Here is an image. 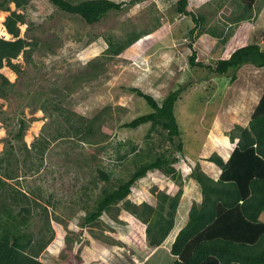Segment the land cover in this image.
<instances>
[{"label": "rangeland", "instance_id": "obj_1", "mask_svg": "<svg viewBox=\"0 0 264 264\" xmlns=\"http://www.w3.org/2000/svg\"><path fill=\"white\" fill-rule=\"evenodd\" d=\"M114 1L125 3V8L111 11L95 24L60 10L50 0H31L24 9H17L11 3L10 11L0 10V25L4 28L11 11L24 13L25 22L19 23V37L37 43L32 50V62L27 61L24 52L12 60L20 65V72L6 63L5 68H0L14 83V89L6 98L0 96V155L10 142L19 146L24 140L31 147L42 136L58 134L55 116L39 107L33 109L37 91L44 90L51 98L62 99L65 109L87 119L103 110L101 122L96 125L97 143L69 140L71 138L65 136L52 139L38 171L28 167L34 157H29L25 164L26 153L15 150L12 155V168L18 170L19 179L9 183L29 192L48 208L55 236L39 254V260L45 264H172L176 258L171 253L173 240L167 241L171 234L162 245H150L147 224L122 205L118 213L120 221H117L120 223L111 222L112 218L105 213L100 223L82 226L86 212L95 206L103 186H116L120 178L129 176L139 160H150L171 147L162 131L153 130L147 138L151 123L137 128L123 126L153 111L143 97L128 88L139 87L161 101L170 90L180 85L187 87L175 110L185 146V154H179L194 162L185 156L184 162L179 164L183 180V183L179 181L183 187L179 219L187 216L191 202L201 195L200 184L190 177L192 168L199 162L203 170L217 175L218 165L208 158L217 152L227 160L228 155L224 153L237 144V139L232 141L229 133L237 124L249 125L264 92L263 67L246 64L238 71V82H232V71L218 75L189 63L195 49L198 61L215 65L231 37L244 29L248 30L247 41L258 42L264 48L262 0L256 2V6L262 5L261 11L250 24H233L230 29L241 0H190L189 9L205 15L206 25L224 29L223 36L233 35L225 44L212 35L203 34L192 46L188 32L195 23L191 16L176 11L178 0H143L134 4H130V0ZM150 28H153L151 33L120 55L110 60L103 56L107 36L121 38ZM0 37L16 39L11 33L1 31ZM95 70L102 72L79 82L78 77L88 76ZM48 108L57 115L52 105ZM21 117L27 119L29 125L22 139H18L15 135ZM125 154L127 157L120 159ZM99 169L111 175L109 181L100 177ZM180 188L177 181L162 171L153 170L139 179L128 198L141 204L151 198L156 200L159 191L174 195ZM37 211L41 213L42 206L39 205ZM261 218L264 219V214ZM43 225L42 215H38L28 230L41 234Z\"/></svg>", "mask_w": 264, "mask_h": 264}, {"label": "trees", "instance_id": "obj_2", "mask_svg": "<svg viewBox=\"0 0 264 264\" xmlns=\"http://www.w3.org/2000/svg\"><path fill=\"white\" fill-rule=\"evenodd\" d=\"M30 1L0 0V10L10 11L11 3H14L17 9H24ZM50 1L60 10L80 16L88 24L98 23L111 11H120L125 8V3L114 0ZM141 1L143 0H130L129 3L134 4ZM257 1L241 0L237 5L238 13L228 28L230 29L233 24H250L261 11L262 5L256 6ZM189 2L190 0H178L176 11L179 14L191 16L195 23V26L188 32L191 40L190 46L203 34L212 35L226 44L233 35L223 36L224 29L206 25L207 17L189 9ZM24 22L25 14L17 10L11 11L6 17L4 24L8 32L16 39L0 37V68L6 63L16 72H20V65L13 63L12 60L22 52L26 54L27 61L32 62V50L37 43L19 37V23ZM152 31L153 28L131 32L121 38L113 35L107 36L105 41L108 45L103 56L106 60H110L120 55ZM246 32L248 30L244 29L231 37L223 55L215 65L198 61L195 49L189 57L190 65L207 68L218 75L232 71V82L238 79V71L246 64L264 68V48L258 42L247 41ZM27 47L30 48L27 49ZM100 73L97 70L91 71L88 76L78 77V80L84 82L91 77H97ZM186 88L185 85H180L170 90L161 101L139 87L128 88L143 97L153 111L141 114L124 123L123 126L137 128L142 124L151 123L152 129L149 130L147 138L153 130L162 131V134L165 133L167 140L170 141L171 147L150 160H139L129 176L120 178L116 186L112 188L103 186L95 206L86 212L82 226L100 223L105 213L112 218L111 222L120 223L117 222L120 221L118 213L124 208L147 224L146 233L150 245L160 246L169 237L176 224L183 193L179 164L184 162L186 155L179 154L184 153L185 146L181 139L182 129L175 110ZM12 89H14V83L0 72V96L6 98ZM33 104L35 105L33 109L39 107L51 116H55V122L58 123V134L50 135V137L42 136L33 142L31 147H28L24 140L19 146H14L10 142L9 147L0 155V264H45L39 260V254L55 236L50 226L48 208L41 205L36 198L31 197L29 192L9 183L10 180L19 179L18 170L12 168L14 161L12 155L15 150L26 153L25 164L29 161V157H34L35 159L28 167L31 171H38L43 165L52 139L65 136L70 137L69 140L77 139L80 142L97 143L95 142L96 125L98 121L101 122L103 110L87 119L85 116L76 115L65 109L62 99H53L44 90L37 91ZM50 105L57 115L50 113L48 108ZM19 122V131L15 137L22 139L29 123L23 117L19 119ZM229 136L232 141L237 139V144L230 157L224 160L219 153L214 152L208 158L222 169L218 179L205 172L199 162L189 173L190 177L200 184L202 200L193 203L186 225L180 229L172 242L171 253L176 257L172 264H264V220L261 219L264 213V92L252 113L249 125L237 124ZM126 157L127 154L121 156L120 159ZM153 170L162 171L177 181L181 188L174 195L159 191L156 194V200L151 198L141 204L130 200L128 196L139 179ZM99 174L105 181L111 178V175L103 169H99ZM39 205L43 208L41 213L37 211ZM115 209L116 212H113ZM38 215H42L44 220V228H42L44 232L41 231V234L36 235L28 229L34 217ZM110 227L115 229L113 225Z\"/></svg>", "mask_w": 264, "mask_h": 264}, {"label": "crops", "instance_id": "obj_3", "mask_svg": "<svg viewBox=\"0 0 264 264\" xmlns=\"http://www.w3.org/2000/svg\"><path fill=\"white\" fill-rule=\"evenodd\" d=\"M237 82H238V80H237ZM239 84V83H238ZM236 87V86H235ZM228 149V148H227ZM232 151H233V149H231V148H229V152L228 153H224L225 155H228L227 156V159L230 157V155H231V153H232ZM220 154V153H219ZM200 155V154H199ZM221 156L223 157V158H225V156H223V154H221ZM200 156H198V158H199ZM187 159H189V160H192V159H190V158H188L187 157ZM200 160V159H199ZM193 161V160H192ZM201 161V160H200ZM194 162V161H193ZM218 168H219V172L217 171L215 174H217L216 176H214V175H212V174H210V173H208L207 171H205V172H207L210 176H212V177H214L215 179H218L219 177H220V174H221V172H222V169L220 168V166H217ZM203 168V167H202ZM195 180V179H194ZM196 181V180H195ZM197 182V181H196ZM198 183V182H197ZM198 185H199V183H198ZM199 188H200V190H201V187H200V185H199ZM201 200H202V192H201V195H200V198L199 199H194L192 202H191V205H190V208H189V210L187 211V216L186 217H182V219H179V217H178V213H179V211H181V206L179 205V208H178V212H177V216H176V220H177V222H176V224H175V227H174V229L172 230V232H175L176 234H175V236H174V238H173V240L175 239V237H176V235L178 234V232L180 231V229L182 228V227H184L185 225H186V223H187V221H188V218H189V211H190V209H191V207H192V205H193V203L196 201V202H201ZM180 204H181V200H180ZM264 214V213H263ZM262 214V215H263ZM262 215H261V217H262ZM262 220H264L263 218H261ZM175 229H177V230H175ZM175 230V231H174ZM171 232V235L173 234ZM170 236V235H169ZM167 240V239H166ZM158 247V246H157ZM156 247V248H157Z\"/></svg>", "mask_w": 264, "mask_h": 264}, {"label": "bare ground", "instance_id": "obj_4", "mask_svg": "<svg viewBox=\"0 0 264 264\" xmlns=\"http://www.w3.org/2000/svg\"><path fill=\"white\" fill-rule=\"evenodd\" d=\"M0 31L3 33H6L7 35L9 34V32L7 31L6 28H4L2 26V24L0 25ZM5 68V67H4ZM14 76V75H13ZM175 232H173V234L169 237V239L167 240L169 243L172 242L173 238H174ZM166 241V240H165Z\"/></svg>", "mask_w": 264, "mask_h": 264}]
</instances>
